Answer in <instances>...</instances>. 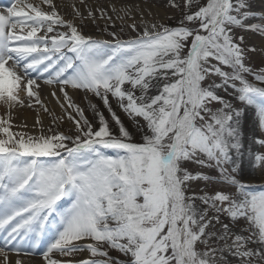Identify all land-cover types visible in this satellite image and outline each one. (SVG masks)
Returning a JSON list of instances; mask_svg holds the SVG:
<instances>
[{
  "label": "snow or ice",
  "instance_id": "1",
  "mask_svg": "<svg viewBox=\"0 0 264 264\" xmlns=\"http://www.w3.org/2000/svg\"><path fill=\"white\" fill-rule=\"evenodd\" d=\"M20 2L0 12V101L9 110L22 103L17 90L39 99L32 90L35 79L21 88L23 78L7 66L9 61L27 76L41 67L42 73L52 69L47 83L61 85V91L71 85L101 96L119 128L113 134L103 113H97L100 126L94 130L67 92L69 107L83 118L69 114L79 129L74 138L60 133L25 139L10 130V120L0 118V133L7 137L0 138V231L7 233L5 244L17 238L39 244L54 229L43 253L47 264H65L55 253L71 256L85 250L107 259L77 264H264V192L247 191L236 175L243 156L240 118L245 108L254 107L264 128V70L246 66L244 50L234 40L235 27L264 29V24H245L256 16L246 10L248 0H208L203 5L185 0L186 8L197 10L185 13L177 26L145 24L142 34L127 40L111 32V41L82 34L73 21L59 16L52 0H44L51 12L32 3L17 7ZM77 15L84 19L79 10ZM89 17L96 19L91 9ZM54 25L68 31L56 33ZM26 26V35L19 34ZM131 27L136 30L135 24ZM41 29L45 35L38 36ZM212 76L221 82L205 86ZM150 87H158L157 94L148 95ZM228 88L241 107L218 94ZM108 93L130 117L143 118L144 124L136 120L142 142H132L131 132L111 110ZM257 143L264 145V140ZM102 148L117 154L107 155ZM41 157L58 159L46 162ZM254 161L264 165V154L256 153ZM186 162L215 169L218 175L193 173ZM194 180L224 187L214 195H198L190 188ZM64 197L72 203L60 211L57 202ZM221 214L237 222L244 219L254 230L243 235L221 224L220 232L210 231ZM86 240L92 242L77 243ZM213 240L225 243L217 248L211 246ZM104 245L127 260L109 257Z\"/></svg>",
  "mask_w": 264,
  "mask_h": 264
},
{
  "label": "bare ground",
  "instance_id": "2",
  "mask_svg": "<svg viewBox=\"0 0 264 264\" xmlns=\"http://www.w3.org/2000/svg\"><path fill=\"white\" fill-rule=\"evenodd\" d=\"M175 0H52V3L56 6L55 11L66 21H73L79 30L84 35H91L92 37L100 38L101 33L96 31L95 22L99 25L107 23L108 18L116 21H126L129 25L148 24L154 21V19H164V6L170 7L174 4ZM235 2V0H234ZM16 0H0V12H5L7 7L15 4ZM27 3H32L43 10L51 12L53 9L44 0H21L17 7H24ZM249 8L247 11L256 13V16L250 17L245 21V24L261 25L264 24V0H248ZM115 6L113 11L112 6ZM89 9L92 10L96 19L93 20L89 17ZM105 10V15H100V10ZM27 11V9L25 8ZM77 10L84 17L81 20L80 15H77ZM60 25H54L57 28ZM86 27V31L85 28ZM30 27L26 26L22 32L18 33L26 35ZM234 34H242L247 40L243 43L247 50L246 61L252 65H259L264 68V29L248 30L247 28L235 27ZM54 33H47L48 36ZM38 36L45 35L44 29H41L37 33ZM254 49V50H253ZM8 67L13 68L21 77L24 83L21 84V88H24L28 79H35L36 83L32 86V90L36 92L37 97H28L26 90L18 91L19 99L22 103H15L9 110L8 106L0 101V118L5 121L10 120L11 131L15 134L20 132L22 134H35L38 133L43 125H46L48 121L47 114L42 111L45 106L51 112H57L62 117L65 116V111L70 109L69 102L64 98V92H67L69 97H73L76 101L79 100L81 91L74 89L71 85L64 86V90L61 91L62 86L59 84H49L47 79L50 74L54 75L52 69L49 72L42 73V67L32 72L30 76L24 74L22 67L15 66L13 61L8 62ZM42 73V75H41ZM38 86V87H37ZM55 93V95H53ZM41 97V98H40ZM252 110H247V118L252 116ZM67 119V117H65ZM3 136V134L0 133ZM5 135V134H4ZM6 136V135H5ZM248 146V143L247 145ZM249 168H246V174L250 176L248 172ZM252 178V176H250ZM260 178V177H259ZM259 178L252 180L258 181ZM253 181V182H255ZM54 234V229H49L48 233L40 237L39 244H36L34 240H17L11 241L9 244H5V238L7 233L0 231V264H47L43 253L46 251L51 237ZM89 240L80 241L83 245L88 243ZM89 257L88 252L83 251L71 256H61L59 253L54 254V258L61 260L62 262L71 261L72 264H77V261L87 259Z\"/></svg>",
  "mask_w": 264,
  "mask_h": 264
},
{
  "label": "rangeland",
  "instance_id": "3",
  "mask_svg": "<svg viewBox=\"0 0 264 264\" xmlns=\"http://www.w3.org/2000/svg\"><path fill=\"white\" fill-rule=\"evenodd\" d=\"M208 0H194L195 5H203L206 4ZM174 4H178L179 7H165L163 8L164 13V19H154L151 23H158V24H164L167 26H177L179 22L183 19L184 14L189 11H195L197 10L196 7H192L191 9L185 7V0H175ZM150 24V23H148ZM95 29L99 33H101V37L97 39L102 40H113V37L109 35L111 32H117L120 35L121 39H129V38H135L138 35L142 34L144 30L145 24H137L136 30H133L131 25H129L126 21L117 19L116 21L108 20L107 23L98 24L95 22ZM85 27V26H84ZM86 31V27L83 28ZM122 30V31H121ZM68 31V29L64 26H58L56 33L59 32H65ZM54 33V34H56ZM239 37H243L242 34H234V40L235 42L240 44V47L244 50V57H245V64L246 66L252 68L254 72H258L261 70H264L263 67L259 65H252L249 64L246 61V53L247 50L244 47L243 43H246L247 40L243 37V41L241 42L239 40ZM96 38V37H95ZM67 55L74 56V53L68 51ZM211 63L217 64L218 62L215 60H212ZM223 70L225 71H231L230 67L226 65H220ZM71 71V70H69ZM249 80L253 81L254 83L259 84V82L254 81V78L251 74L247 77ZM165 81L161 80V85ZM220 83L221 78L219 76H212L209 79H206L204 82V85L207 86L208 83ZM238 83V82H237ZM264 86V85H262ZM125 87H128L126 85ZM159 87V86H158ZM158 87L153 88L150 87L148 90V95H155L158 92ZM81 91V95L79 96V100L76 101L73 97L71 98V101L73 104L78 105L84 113V116L87 117L88 121L91 122L93 129H97L100 126V119L97 113H103L105 119L108 121L110 130L113 132V134L118 135V128L116 121L113 119L111 112L109 111V108L107 105H105L103 99L101 96L96 95L95 93L91 91H86L84 89H79ZM101 91H103L101 89ZM137 95H139V91L136 92ZM220 95H222L226 100L232 101L234 107H241L242 104L240 101L234 98L233 89L228 88L227 92H224L223 89L219 90ZM39 96V95H38ZM41 98V97H40ZM108 103L111 105L112 112L116 113V116L120 118V121L124 124V126L131 132L132 135V142H142L141 133L137 130L136 120L138 119L140 124H144V120L142 117L138 118H132L127 113L123 111V109L120 107V103L118 101V98H116L111 93H108ZM126 103V101H125ZM213 107L219 108L221 105L214 104ZM247 110H252V116L248 119L247 118ZM42 111H44L48 116V123L46 125H43L38 133L35 134H24L25 139L27 137H40L41 135L44 136H54L58 135L60 133H63L66 136L75 137L77 134H79V129L76 127L75 122L73 119H69V114H71L72 117H75L77 120L82 121V117L79 115L77 110L74 107H70L68 111H65V116L59 115L57 112H51L49 111L45 106L42 108ZM67 117V119L65 118ZM240 124L242 129V137H243V144L244 148L243 156L238 161V169L236 172L237 178L242 179V182L247 185V191L250 192H264V165L257 166L256 162L254 161V155L256 153L264 154V145H261L257 143L258 140H264V128H262L259 124L258 117L256 115V111L254 107H248L245 108L244 112L241 114L240 118ZM3 134V133H1ZM15 134H22L20 132H16ZM0 138H7L4 134L3 136L0 135ZM19 138V136H17ZM81 139H84L83 136ZM68 147H72L73 143L65 141ZM248 143V146H246ZM105 154L107 155H113L115 156L117 154L116 150L113 149H101ZM63 155V153H62ZM235 155V154H234ZM23 160H27L28 157H22ZM41 160H44L46 162H54L57 157H41ZM186 168H188L189 171L193 173H205L210 176H216L218 173L215 171V169H209V168H202L199 165L192 163V162H186L184 165ZM246 168H249L248 172L251 174L252 178L246 174ZM246 171V172H245ZM260 177V178H259ZM254 178H259L260 180L255 181L252 180ZM255 181V182H253ZM224 186L218 182H206L203 180H194L191 182L190 188L191 191L196 192L198 195H203L204 192H207L209 195H214L216 191H219ZM231 191L235 192L236 189L233 187L231 188ZM191 194V192L189 193ZM72 203L71 197H64L60 201L57 202V208L58 210L62 211L63 209L70 206ZM55 216V214H54ZM221 224H228L230 228H232L233 233H239L243 235H250L251 232L254 230V226L250 225L248 221L244 219H240L238 222L230 220L227 215L221 214L220 216V223H217L216 221H213L212 225L210 226V231L213 232H220L221 231ZM231 235V234H230ZM234 238V236L232 237ZM92 241L89 240L88 243H91ZM225 243V241L221 240H213L210 241L211 246L213 247H220ZM104 250L108 251L109 257L118 258L119 260H127V257L124 256L119 250L113 249L108 247L107 245H104ZM198 250H203V246L200 245L198 247ZM89 258L92 259H107V257H92L91 253L87 250Z\"/></svg>",
  "mask_w": 264,
  "mask_h": 264
}]
</instances>
